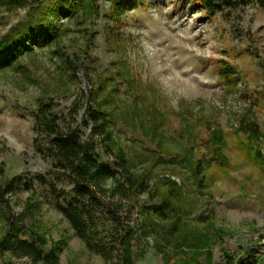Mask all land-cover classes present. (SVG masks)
<instances>
[{"label": "rangeland", "instance_id": "1", "mask_svg": "<svg viewBox=\"0 0 264 264\" xmlns=\"http://www.w3.org/2000/svg\"><path fill=\"white\" fill-rule=\"evenodd\" d=\"M88 2L71 19L51 17L52 37L40 35L0 69V185L20 182L1 207L18 216L34 201L59 264H264V8L209 16L191 0H137L118 17L110 0ZM27 11L0 4V39ZM91 100L111 138V151L100 144L102 158L123 157L149 185L130 212L126 253L112 263L77 236L55 207L59 195L36 179L58 171L38 152V107L49 104L61 127L75 128ZM163 203L162 217L139 214ZM0 264L32 262L0 252Z\"/></svg>", "mask_w": 264, "mask_h": 264}, {"label": "trees", "instance_id": "2", "mask_svg": "<svg viewBox=\"0 0 264 264\" xmlns=\"http://www.w3.org/2000/svg\"><path fill=\"white\" fill-rule=\"evenodd\" d=\"M89 0H0V4H18L27 8L26 22L19 25L12 35L0 39V69L11 66L16 59L33 44H40V35L52 37L51 17L71 19ZM209 16H215L224 9H235L240 5L258 4L264 8V0H191ZM60 2V3H59ZM119 17L136 9L137 0H110ZM38 35V39H36ZM47 40H49L47 38ZM46 40V41H47ZM225 75V74H224ZM85 117L79 126L70 123L60 125V117L49 104L41 103L34 115L35 129L45 142L37 146L38 152L53 160L58 169L51 179L41 174L36 179L47 184L59 196L55 207L74 229L87 247L105 261L113 262L123 258L129 239L134 235L130 212L136 206L139 193H149V185L138 180L130 172L126 160L115 156V162L105 161L100 144L111 151V138L106 131V115L94 101L87 102ZM90 127V135L83 136L80 128ZM119 167L123 173L119 172ZM72 184L70 189L57 190L58 184ZM112 182V187L107 182ZM17 178L0 185V218L4 222V234L0 237V252L28 257L32 264H59L60 248L45 249V240L34 213L36 203L26 202L22 213L14 215L10 206L1 207L2 202L19 188ZM115 198L126 199L127 204H118ZM138 207V206H137ZM139 214L164 216L169 211L167 203L138 207ZM117 262V261H116ZM114 262V264L116 263Z\"/></svg>", "mask_w": 264, "mask_h": 264}]
</instances>
